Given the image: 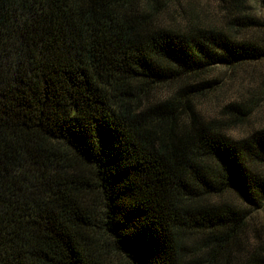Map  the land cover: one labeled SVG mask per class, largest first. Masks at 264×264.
I'll use <instances>...</instances> for the list:
<instances>
[{
    "label": "trees",
    "instance_id": "trees-1",
    "mask_svg": "<svg viewBox=\"0 0 264 264\" xmlns=\"http://www.w3.org/2000/svg\"><path fill=\"white\" fill-rule=\"evenodd\" d=\"M222 1L218 27L178 0H0V264L264 262L212 199L264 208V128L228 136L189 83L264 59V18Z\"/></svg>",
    "mask_w": 264,
    "mask_h": 264
},
{
    "label": "rangeland",
    "instance_id": "rangeland-1",
    "mask_svg": "<svg viewBox=\"0 0 264 264\" xmlns=\"http://www.w3.org/2000/svg\"><path fill=\"white\" fill-rule=\"evenodd\" d=\"M248 2L247 13L253 17L255 15L264 18V10L257 0ZM177 7L183 12L182 18H186L188 22L196 20L201 25L226 26V5L222 0H178ZM163 22L178 28L186 27L185 21L180 18L176 21L163 18ZM260 34L263 33L252 30L246 35L254 39L257 37L255 40L258 39L259 42ZM189 83L192 86L213 87L212 91L196 96L195 100L206 114L219 111L218 120L222 121V131L228 136L241 139L254 130L264 128V59L232 66H213L189 79ZM214 106H217V109ZM212 199H220V202L228 200L247 213L246 245L243 252L254 243V249L251 247V250H254V254L259 258H264V208L253 209L246 206L232 194ZM193 245L191 239L189 246L192 249ZM241 252L242 249L235 248L233 255L239 256ZM198 256L203 263L207 262L206 253H198Z\"/></svg>",
    "mask_w": 264,
    "mask_h": 264
}]
</instances>
